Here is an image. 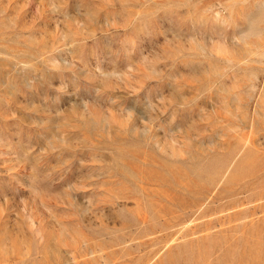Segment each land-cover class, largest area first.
I'll use <instances>...</instances> for the list:
<instances>
[{
	"label": "rangeland",
	"instance_id": "374dc122",
	"mask_svg": "<svg viewBox=\"0 0 264 264\" xmlns=\"http://www.w3.org/2000/svg\"><path fill=\"white\" fill-rule=\"evenodd\" d=\"M0 264H264V0H0Z\"/></svg>",
	"mask_w": 264,
	"mask_h": 264
}]
</instances>
